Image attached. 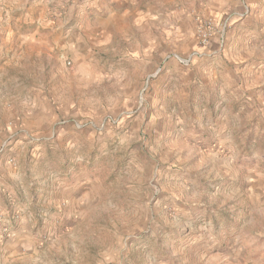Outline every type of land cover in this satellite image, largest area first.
<instances>
[{
  "label": "rangeland",
  "instance_id": "rangeland-1",
  "mask_svg": "<svg viewBox=\"0 0 264 264\" xmlns=\"http://www.w3.org/2000/svg\"><path fill=\"white\" fill-rule=\"evenodd\" d=\"M110 1L0 0V264H264V6L234 104L164 112L180 78L199 86V23L222 27L211 41L228 23L139 0L149 24L131 11L107 41ZM39 102L76 108L48 140L11 126Z\"/></svg>",
  "mask_w": 264,
  "mask_h": 264
},
{
  "label": "crops",
  "instance_id": "crops-1",
  "mask_svg": "<svg viewBox=\"0 0 264 264\" xmlns=\"http://www.w3.org/2000/svg\"><path fill=\"white\" fill-rule=\"evenodd\" d=\"M137 1L139 0H111L110 2H113L112 7L115 11L106 15L101 14L100 18H96V26L94 28L97 33L100 31V38H104L108 41L111 40L113 36L116 37V32H119L120 26L124 23L126 17L131 14V11H134L131 16L133 20L143 14L141 21L136 23L135 19L134 24H143L142 21L146 16L151 17L149 2L146 1L145 4L141 5V8H146L144 12L143 9L137 11ZM192 1L198 2V4L201 5L203 8L202 14L210 15L218 20H224V22H227L228 31L226 32L224 39H214L209 45L199 47V53L197 52V55L200 59L194 58L192 61L194 62L197 59L200 62L198 65V68H200L199 86H194L196 81L190 76L180 78L179 82L182 84V86L179 87L180 89L177 88V85H173L175 88L174 93L164 94L165 98H162V101L159 103L158 110L164 112L167 110L164 108V106H167V102L168 105L170 103H176L178 105V110H183V108L180 107V104H183L187 108H195V106H199V103L202 104V111L208 110L210 105H213L210 100L213 93L219 97H224V95L231 97V100L228 102L234 104L236 95H238L239 89L242 87L246 68H253L254 66V59L249 55L248 44L252 38H256L255 36L258 35L257 32L261 31L257 30V24L260 22L258 25L260 27L261 19H263L261 15L262 10L260 9L264 6V1ZM165 3L164 0L163 5ZM148 24V22H144L142 26H147ZM148 44L146 42L142 43L141 48H143V52L141 55L138 51V56L136 55L137 58L143 57L148 61L153 56L154 50H152ZM134 73H136V80L134 81L133 94L130 96L129 100H124L123 105L127 104V102H133L135 97L134 92L138 89L137 79L139 72L134 71ZM197 91H199V93H196ZM200 95L203 98L198 102L197 99ZM171 96L173 100L171 99ZM180 100L182 102H180ZM36 104L37 103H34L29 110L22 113L26 118L22 117L21 119H17L11 126L14 132L20 130L24 136L34 137V139L36 138L40 141L48 140V138H45L47 135V137H50L52 134L57 133V130L50 131L49 129H52L53 125L56 124L54 121L59 117H62L60 116L61 114L68 112L69 107H72L70 113L76 111V108H73L74 105L70 103L63 104L59 107L58 105L57 107L49 106L47 103L44 104L42 102H39L38 105ZM82 110L84 111V108H82ZM4 127L5 126L1 125L0 130H4ZM74 199L76 200L78 197ZM80 202L84 201L80 199L79 203ZM53 203L56 204V200L53 201ZM20 229L21 228L19 227L16 231V235L24 234L23 231H19ZM17 243V246L20 247L23 242L18 241Z\"/></svg>",
  "mask_w": 264,
  "mask_h": 264
},
{
  "label": "built area",
  "instance_id": "built-area-1",
  "mask_svg": "<svg viewBox=\"0 0 264 264\" xmlns=\"http://www.w3.org/2000/svg\"><path fill=\"white\" fill-rule=\"evenodd\" d=\"M198 41L202 46H207L211 39L219 37L222 34V27L214 20L207 18L201 21L197 27ZM70 65V63H67ZM8 162H12L9 160Z\"/></svg>",
  "mask_w": 264,
  "mask_h": 264
}]
</instances>
